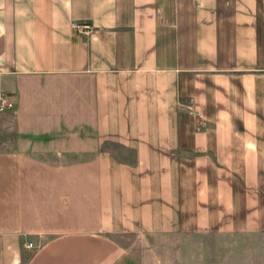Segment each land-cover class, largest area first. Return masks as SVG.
Masks as SVG:
<instances>
[{
	"label": "crops",
	"instance_id": "obj_1",
	"mask_svg": "<svg viewBox=\"0 0 264 264\" xmlns=\"http://www.w3.org/2000/svg\"><path fill=\"white\" fill-rule=\"evenodd\" d=\"M0 92V264L264 234V0H0Z\"/></svg>",
	"mask_w": 264,
	"mask_h": 264
},
{
	"label": "rangeland",
	"instance_id": "obj_2",
	"mask_svg": "<svg viewBox=\"0 0 264 264\" xmlns=\"http://www.w3.org/2000/svg\"><path fill=\"white\" fill-rule=\"evenodd\" d=\"M183 264H264V234L194 237L185 243Z\"/></svg>",
	"mask_w": 264,
	"mask_h": 264
},
{
	"label": "built area",
	"instance_id": "obj_3",
	"mask_svg": "<svg viewBox=\"0 0 264 264\" xmlns=\"http://www.w3.org/2000/svg\"><path fill=\"white\" fill-rule=\"evenodd\" d=\"M79 28L80 31H82L83 33H87L90 34L93 32L94 30V26L91 23L88 24H84V25H78L77 26ZM13 102L11 100V96L4 93V92H0V111H4L10 107H12ZM32 245V243L30 244V246Z\"/></svg>",
	"mask_w": 264,
	"mask_h": 264
}]
</instances>
